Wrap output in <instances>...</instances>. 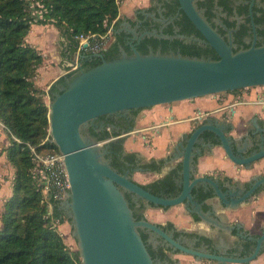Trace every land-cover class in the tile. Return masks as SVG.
Returning <instances> with one entry per match:
<instances>
[{
	"label": "water",
	"instance_id": "water-1",
	"mask_svg": "<svg viewBox=\"0 0 264 264\" xmlns=\"http://www.w3.org/2000/svg\"><path fill=\"white\" fill-rule=\"evenodd\" d=\"M179 2L219 59L154 53L143 55L135 46L132 47V55L121 48V56L111 61L102 53L82 54L78 74L67 82L66 87H59V91L52 94L50 134L64 156L70 182V190L60 209L71 221L82 264H163L153 259L142 237V229L163 238L175 252L194 257L197 261L249 264L264 252V233L259 237L250 236L239 224L226 225L214 211H205L204 204L194 195V190L200 188L206 192L213 191L223 207L236 210L264 188V176H255L244 186L231 182L223 184L212 176H196L197 158L202 156L198 144L220 146L234 164L248 170L263 159L264 128L259 126L256 118L250 121L246 137H232L229 134L232 126L209 118L178 140L177 154L170 158V161L178 159L174 169L179 164L182 168L179 173L181 179H177L181 191L174 198L151 193L143 186L150 183L138 175L132 178L130 173L118 172L107 158L108 146L84 131L102 116L127 118V113L132 110H149L156 106L264 87V46L254 45L235 52L206 22L193 0ZM98 59L102 61L100 65L83 68L85 60ZM132 132L134 128L131 127L120 137ZM207 135H211L213 140L206 141ZM126 193L133 196L138 206L139 200L156 208L184 205L201 221L229 233L235 232L253 242L254 247L250 254L242 257L185 246L168 234L162 225L146 218L137 220ZM217 249L223 248L219 246Z\"/></svg>",
	"mask_w": 264,
	"mask_h": 264
},
{
	"label": "trees",
	"instance_id": "trees-1",
	"mask_svg": "<svg viewBox=\"0 0 264 264\" xmlns=\"http://www.w3.org/2000/svg\"><path fill=\"white\" fill-rule=\"evenodd\" d=\"M41 2L46 8V20L53 22L61 32L67 33L77 43H79L77 37L81 35L107 34L114 28L120 16L119 0H41ZM24 4L25 0H0V121L10 133L11 146L7 153L10 163L16 169L13 196L6 202L2 213L0 264H82L78 252L70 250L58 226H54L55 220L60 224L66 221L65 213L60 209L61 202H52L51 206L47 203L32 171L34 165L31 146L42 148L40 144L49 134L50 120L49 108L39 97V89L37 90L33 81L38 67L43 63V57L26 44L32 27V18ZM46 20L42 24H46ZM102 54L111 61L121 56V51L118 44H112ZM128 54L132 55L130 52ZM188 56L200 58L195 55ZM217 59L218 56L212 60ZM101 63L100 59L85 60L83 68L90 69ZM78 72L79 70L71 72L58 80L51 86L49 93L52 95L59 91V87H66L67 82ZM93 137L108 146L107 158L111 159L114 169L123 173L124 163L121 162V156L125 153V137L109 132L97 137L93 134ZM43 148L59 152L54 142L46 141ZM136 155L127 153L125 161L134 164ZM161 166L153 163L143 167L159 173ZM175 176L176 172L143 186L157 196L174 198L181 191ZM129 195L126 193L136 219L146 218L142 212L140 215L136 214V204ZM194 195L204 204L205 211L211 209L206 201L215 197L213 191L206 192L200 188L194 190ZM195 218L198 219L197 216ZM167 227L176 229L173 224H168ZM140 231L146 242V236L142 230ZM202 240L212 244L210 239ZM250 245L254 246V243L247 244V248ZM147 247L153 259L157 261L154 251L148 245ZM160 257L162 261L175 263L165 250H160Z\"/></svg>",
	"mask_w": 264,
	"mask_h": 264
},
{
	"label": "crops",
	"instance_id": "crops-1",
	"mask_svg": "<svg viewBox=\"0 0 264 264\" xmlns=\"http://www.w3.org/2000/svg\"><path fill=\"white\" fill-rule=\"evenodd\" d=\"M134 2L135 5H140L146 4L147 0H134ZM26 44L43 56V63L38 69L34 83L36 88L45 91L48 99L51 100L52 95L49 93L51 86L69 74L73 67H78L81 62L83 53L80 51L79 43L72 40L67 33L61 32L55 25L36 24L31 27ZM209 118L232 126L229 128L232 137H246L249 123L255 118L259 126L264 128V87L244 89L221 98L216 94L142 110L137 114L134 132L125 135V151L140 154L146 161L162 162L165 166L160 173L143 171L134 175L142 179L154 176V181L166 177L176 167L178 161V159L170 161L173 154H177L175 152L177 141L195 130L194 121L201 119L203 122ZM10 146V133L0 121V229L5 204L14 192L16 169L8 159L7 149ZM197 148L202 153V156L197 158V177L212 176L225 184L231 182L233 185L244 186L253 177L264 176V158L248 170L234 164L220 146L198 144ZM206 204L226 225L239 224L244 233L250 236L259 237L264 233V188L236 210H227L216 197L208 199ZM142 213L146 218L148 214L152 215L154 217L152 221L156 224L171 222L179 231L200 233L210 238L216 248L242 247L243 240L247 239L238 236L235 232L229 233L212 227L199 218L196 219L184 205L169 209L145 206ZM58 230L63 238L69 237L70 243H67L65 238L64 241L71 248L70 225L67 221L59 223ZM220 240L226 244H221ZM172 258L177 264H217L208 260L197 261L194 257L182 254L173 255ZM249 264H264V252Z\"/></svg>",
	"mask_w": 264,
	"mask_h": 264
},
{
	"label": "flooded vegetation",
	"instance_id": "flooded-vegetation-1",
	"mask_svg": "<svg viewBox=\"0 0 264 264\" xmlns=\"http://www.w3.org/2000/svg\"><path fill=\"white\" fill-rule=\"evenodd\" d=\"M193 4L206 22L232 46L234 51L249 49L254 45L257 47L264 46V0H193ZM112 35L114 38L112 44H118L120 51L121 48H124L130 53H133L132 47L135 46L140 53L144 54L181 55L184 57L195 55L205 59H214L218 56L203 33L183 11L179 0H147L146 4L134 5L130 10L120 13L112 29ZM237 92L239 90L227 94ZM142 110L145 109L129 111L127 118H122L119 115L102 116L85 127L84 131L92 136L94 134L95 137L106 132L122 136L123 131L129 130L131 127L134 128L137 114ZM200 122L202 120L198 119L193 124L198 127L204 124L206 120L199 124ZM207 139L213 140V137L207 135ZM127 153L125 151L124 155L121 156V162L124 163L122 174L130 173L133 178L136 169H143L144 173H156L150 168L143 167L153 163L162 165L159 173L164 169V163L161 164L155 160L146 161L137 153L135 163L131 164L125 161ZM180 168L181 165L179 164L168 175L176 172L175 178L181 179L180 174H178ZM129 196L136 204L133 196L131 194ZM138 202L136 214L140 215L145 209L146 202L144 200ZM162 226L168 234H172L175 240L180 241L185 246L205 249L213 253L238 254L243 257L250 254L254 247L250 245L247 248V244L250 242L244 239L242 247L218 250L213 241L212 244L203 241V238H210L200 233H189L179 231L177 228ZM142 232L146 236L147 245L154 251L158 262L170 264L168 261H162L160 250H165L172 260H174L173 255L180 254V252H175L172 247H169L163 238L157 237L145 229H142ZM188 234L194 235L189 236ZM219 242L226 244L223 240Z\"/></svg>",
	"mask_w": 264,
	"mask_h": 264
},
{
	"label": "built area",
	"instance_id": "built-area-1",
	"mask_svg": "<svg viewBox=\"0 0 264 264\" xmlns=\"http://www.w3.org/2000/svg\"><path fill=\"white\" fill-rule=\"evenodd\" d=\"M46 13V8L43 6ZM44 13V15H45ZM113 37L112 30L104 35L87 34L77 37L80 51L85 55L102 53L107 50L110 40ZM114 39V38H113ZM113 41V40H112ZM71 72L78 69L72 68ZM70 72V73H71ZM46 142L40 144V148L31 146L33 160V175L35 182L41 187L47 203L51 206L52 202H63L70 190L69 175L62 153L43 148ZM59 221L55 220L54 226L57 227Z\"/></svg>",
	"mask_w": 264,
	"mask_h": 264
},
{
	"label": "rangeland",
	"instance_id": "rangeland-1",
	"mask_svg": "<svg viewBox=\"0 0 264 264\" xmlns=\"http://www.w3.org/2000/svg\"><path fill=\"white\" fill-rule=\"evenodd\" d=\"M135 4H136V2H134V0H119L120 11L122 10L121 12H126V11L130 10V8H132ZM43 6L44 5L41 2V0H25L24 7H25L27 13H29L31 15L32 26L36 25V24H42V22H44L46 20V17L44 15L45 11L43 10ZM46 24L55 25L53 22H49L47 20H46ZM112 40H113V37L110 40V44L113 42ZM109 46H111V45H109ZM35 51L38 52L36 49H35ZM39 67H38V69H39ZM38 69H37V72H38ZM37 72H36L35 77L33 78V81H35V78L37 76ZM241 90H244V89H241ZM241 90H239V91H241ZM38 91L40 92L39 97L43 100V102H45V104L48 106V108L50 110V103H51L52 99L51 100L48 99V95L46 94L45 91H43V90H38ZM49 92H50V89H49ZM217 95H219L221 98L222 96H226L227 93H221V94H217ZM44 141L45 142L47 141L48 143L53 142V138L50 134V131H49V134L45 138H43V142ZM140 178H142V177H140ZM143 180H145L147 183H152V182H154V176H149L148 179L143 178ZM153 218L154 217L152 215L148 214V217L146 219L152 223H156V222L152 221ZM65 219H66L67 223L70 225V235H71V239H72V245H71L70 250H72L74 252H78V254L80 255L78 242L72 235L73 228L71 226V221L67 217ZM168 224H173V226L175 228H177L176 225L174 223H171V222H166L163 225L167 226ZM64 238H65L67 243H70L69 237L65 236ZM80 258H81V256H80ZM81 263H82V261H81Z\"/></svg>",
	"mask_w": 264,
	"mask_h": 264
}]
</instances>
